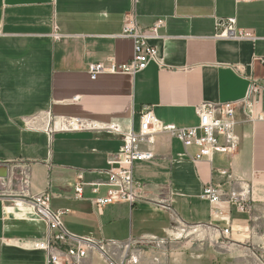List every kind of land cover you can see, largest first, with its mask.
Here are the masks:
<instances>
[{"label":"crops","instance_id":"1","mask_svg":"<svg viewBox=\"0 0 264 264\" xmlns=\"http://www.w3.org/2000/svg\"><path fill=\"white\" fill-rule=\"evenodd\" d=\"M129 19L145 31L163 22L161 38L152 41L159 63L134 76L91 80L89 65L133 58V42L122 36ZM229 19L255 40L217 38V22ZM56 28L60 41L53 39ZM263 61L264 0H0V161L6 167L0 176V264H48L36 249L48 226L26 197L46 193L52 209L63 212L67 231L88 248L81 264H264ZM252 84L260 93L253 107L237 110L238 152L194 162L198 148L186 149L174 130L196 127L201 103L243 101ZM146 109L163 130L154 135V159L134 166L142 199L100 212L94 200L107 188L95 193L89 184L107 181L123 134L50 136L38 131L40 119L51 112L116 124L126 133L139 131ZM218 169L249 187L246 211L201 198L205 186L225 181ZM79 173L88 185L81 199ZM182 224L202 227L183 233ZM99 243L108 244L105 254Z\"/></svg>","mask_w":264,"mask_h":264},{"label":"built area","instance_id":"2","mask_svg":"<svg viewBox=\"0 0 264 264\" xmlns=\"http://www.w3.org/2000/svg\"><path fill=\"white\" fill-rule=\"evenodd\" d=\"M250 1V0H238ZM162 21H156L147 31L143 30L133 19L125 24L122 36L132 40L134 55L128 63H117L112 61L108 65L104 63L91 64L88 67L90 79L96 81L102 75H131L147 69L151 63H159L158 49L152 44L153 40L160 39ZM217 38L229 40H251L254 35L245 30L236 28V19L218 21ZM55 41H60L62 35L56 28L53 35ZM264 62V61H263ZM260 89L251 85L246 98L240 102L208 103L198 105L195 110L199 119L196 127L187 129H175L176 137L183 143L186 149L197 147L198 153L193 158L194 162H213L216 154L234 156L239 149V141L236 137L237 110L243 107L245 110L253 107L255 98L259 95ZM77 100V99H75ZM252 117L253 114L249 113ZM263 120V118L259 117ZM41 127L38 131L47 135L80 133V132H108L110 134H123V146L109 162L110 169L106 172L107 181L104 184H89L93 192L97 193L100 186L107 188L105 196L94 200V204L100 212L110 205L127 203L134 205L142 199V184L134 177V166L139 162H147L154 159L155 137L154 135L163 130L162 125L150 109H146L140 117L139 131L131 129L122 133L116 124H104L97 121H90L80 117H54L51 112L44 114L41 119ZM170 130V129H169ZM173 131V129H172ZM147 145L144 149L142 146ZM0 161V167L2 166ZM216 173L225 179L224 182H211L204 187L201 198L212 205L221 203L236 206L240 211H246L250 202V189L241 182L231 178L228 170L218 169ZM78 181L75 185L76 198L81 199L84 187L83 173L78 174ZM24 187L30 185L28 178L23 179ZM4 181V179H3ZM6 181V180H5ZM9 189L12 187L7 184ZM237 188L239 190H237ZM28 197L29 204L35 215L43 220L48 226V234L43 242L36 245V249L47 255L48 264H81L88 255V248L83 240L71 235L64 224L63 212L56 211L51 207L52 194L46 193L40 197ZM214 216H222L220 211H213ZM180 231H197L202 225L180 226ZM230 229H224L223 234L227 237ZM77 241V243H75ZM92 241V240H86ZM150 243L165 245L164 240L152 238ZM146 241L138 242L144 244ZM107 243H99V252L106 253ZM129 247V245H127ZM113 264V263H111Z\"/></svg>","mask_w":264,"mask_h":264},{"label":"water","instance_id":"3","mask_svg":"<svg viewBox=\"0 0 264 264\" xmlns=\"http://www.w3.org/2000/svg\"><path fill=\"white\" fill-rule=\"evenodd\" d=\"M3 173L6 174V167H0V176H5V174L2 175Z\"/></svg>","mask_w":264,"mask_h":264},{"label":"rangeland","instance_id":"4","mask_svg":"<svg viewBox=\"0 0 264 264\" xmlns=\"http://www.w3.org/2000/svg\"><path fill=\"white\" fill-rule=\"evenodd\" d=\"M258 264H259V262H258Z\"/></svg>","mask_w":264,"mask_h":264}]
</instances>
